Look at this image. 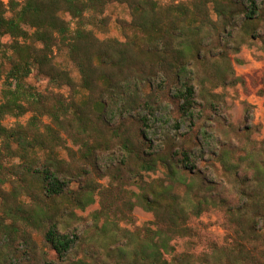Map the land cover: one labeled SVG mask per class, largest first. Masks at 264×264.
<instances>
[{
	"label": "trees",
	"instance_id": "1",
	"mask_svg": "<svg viewBox=\"0 0 264 264\" xmlns=\"http://www.w3.org/2000/svg\"><path fill=\"white\" fill-rule=\"evenodd\" d=\"M110 2L129 6L132 19L122 26L133 37L100 39L89 27L104 23L98 15ZM256 42L264 52V0H0V264H71L74 250L82 253L75 264H88L92 237L135 203L153 212L156 228L146 227L133 247L126 237L116 248L120 264H264V144L250 140L251 126L234 131L236 142L211 124L225 121L226 110L210 87L244 84L231 54ZM61 47L87 91L81 101L27 80L36 68L74 90L69 71L53 60ZM164 98L175 107L173 124L154 137ZM8 117L15 123L6 125ZM206 154L220 174L198 166ZM160 166L163 176L145 179ZM104 176L108 186L98 182ZM97 194L100 208L86 232L73 209H86ZM214 208L225 213V243L168 260L172 241L191 235L190 218Z\"/></svg>",
	"mask_w": 264,
	"mask_h": 264
},
{
	"label": "rangeland",
	"instance_id": "2",
	"mask_svg": "<svg viewBox=\"0 0 264 264\" xmlns=\"http://www.w3.org/2000/svg\"><path fill=\"white\" fill-rule=\"evenodd\" d=\"M160 5H166L172 2H181L189 0H157ZM63 16L66 19H70L68 13H64ZM104 18V23L101 26L92 27L95 34L100 39L105 38H117L121 41L126 40L129 36L133 37L134 32L129 26L123 27V22H130L132 19V14L129 6L126 3L120 2H110L107 4L104 13L98 15ZM72 27L74 26L71 24ZM2 42H10L9 36H4ZM231 59L233 62V67L235 69L236 75L244 79V84L237 83L235 85L210 87L213 92L221 95L224 103L220 104L221 110H226L225 121L221 119L212 120L211 124L214 128L220 130L221 136H228L233 140L240 141V133L237 134L234 131L236 129H244L251 126L249 131L250 140H254L258 143L264 144V86L262 83V78L264 75V52L261 50L258 42L249 43L243 45L238 53L231 54ZM236 59L241 60L237 62ZM54 62L61 68L69 71L70 75L76 82V87L74 90L67 85L62 87H57L55 84L49 81L47 76H43L37 72L36 68H33L32 73L28 77V82L36 87L37 90L42 92L56 91L64 94L67 100L75 98L77 101H81L86 98L87 91L78 85L80 82V75L74 62L70 59L68 50L65 47L54 48L53 53ZM1 67V66H0ZM4 67H7L4 65ZM2 79H0L1 88ZM164 98V104H167L166 110L164 108L155 111L154 117L156 124L154 137L160 136L168 124H173V118L175 115V107L172 104H168ZM246 104H250L248 108ZM166 105V106H167ZM219 106V105H217ZM224 106V108H223ZM219 108V107H217ZM247 110V111H245ZM32 112H27L25 115L20 117L19 121L26 123L27 120L32 115ZM168 117L171 118L169 123ZM45 123L49 122L47 116L42 117ZM16 121L14 117H8L4 120L6 125H12ZM208 130L210 126L207 127ZM183 130V129H182ZM63 137L66 139V145L77 150L80 147L79 143H73V141L67 137L66 133H62ZM239 136V137H238ZM243 144V142H241ZM211 145H214L212 143ZM59 157L68 159V152L64 148H57ZM209 158V159H208ZM197 164L201 168L213 167L215 174H220L222 169L218 161L210 159L209 155H205L203 159L197 160ZM164 168L160 166L156 171L145 172V179L151 180L163 176ZM103 186H108L110 183V177L104 176L98 179ZM115 184V183H114ZM126 188L139 192V188L135 184H126ZM132 201H135V197H132ZM100 208V197L99 194L95 196V201L88 205L86 209L81 210L78 208L73 209L80 226H85L88 228L86 232H93V213ZM126 218H113L116 225L112 226V229L106 233H100L98 236H93L90 244L93 246L95 257L84 258L88 261V264H120L125 262L122 260L116 249L120 244L126 242V237L131 239L129 247H133L134 244H138L142 239V236L148 233L146 227L155 229L156 225L154 223L155 216L152 211L146 210L143 206L135 203ZM103 219L98 221L99 225L103 224ZM68 223V221H67ZM225 223V213L223 209H210L204 211L197 217H191L188 221V226L191 228V235L176 237L172 243L174 249L172 253L166 254L165 257L169 260L173 256H179L183 253H190L194 258L203 256L205 253L210 252V247L212 243H217L222 245L225 243L226 230L224 228ZM117 233V235H115ZM97 235V234H96ZM40 240V238L38 239ZM117 250V251H116ZM50 255L54 257L53 252ZM73 257L71 264H75V259L81 258L82 253L75 255V250L73 252Z\"/></svg>",
	"mask_w": 264,
	"mask_h": 264
}]
</instances>
